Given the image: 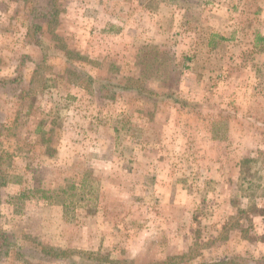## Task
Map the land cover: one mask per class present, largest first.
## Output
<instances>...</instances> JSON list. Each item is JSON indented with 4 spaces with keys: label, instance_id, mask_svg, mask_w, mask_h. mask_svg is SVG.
Listing matches in <instances>:
<instances>
[{
    "label": "rangeland",
    "instance_id": "rangeland-1",
    "mask_svg": "<svg viewBox=\"0 0 264 264\" xmlns=\"http://www.w3.org/2000/svg\"><path fill=\"white\" fill-rule=\"evenodd\" d=\"M47 1L0 0V264H264V0H55L42 63Z\"/></svg>",
    "mask_w": 264,
    "mask_h": 264
},
{
    "label": "trees",
    "instance_id": "trees-1",
    "mask_svg": "<svg viewBox=\"0 0 264 264\" xmlns=\"http://www.w3.org/2000/svg\"><path fill=\"white\" fill-rule=\"evenodd\" d=\"M32 15L34 16L33 18L34 24H33L32 29H30L29 31L28 37H30L32 43L40 49L41 56H42L41 62L45 63L46 60H48L50 56L54 55V52L51 50V47L46 42H44V40L38 37V34H40L41 31L43 30L42 24L40 23L41 21H45L47 20V18H55L58 15V11L55 7V0L47 1L45 6L35 7L32 11ZM47 22L49 21L47 20ZM22 80H23V77L21 75H18L16 78L0 81V87L4 89L11 88V90H16L22 85ZM89 80L91 84L95 83V81H93L92 78H89ZM101 86L103 88L113 89L117 91H131L130 88L128 87L115 86V85L108 84V83H100V87ZM136 90L142 95H147V96L151 95L150 91H146L142 89H136ZM166 98L174 99L173 96H166ZM175 102H179V101L176 99ZM5 130H6L5 124L3 123L0 117V139L3 136ZM8 184H9V179L7 177V174H5V170L0 160V200L2 196V190ZM263 215H264V211H263ZM16 246H17V241L14 238V236L3 231L0 226V256L1 257L6 256L11 251L16 249L15 248ZM17 251L19 254L26 255V253L24 252V249L22 248H18ZM28 251L36 254L33 256L34 258H38L42 260L44 259V260H49V261H53V260L70 261L69 259H67L68 255L66 251H61L58 253H46V252H40L37 250L36 252V251H31L30 249ZM38 253L41 254L42 256L39 255ZM227 263L228 261L224 260V261H217L212 264H227Z\"/></svg>",
    "mask_w": 264,
    "mask_h": 264
}]
</instances>
